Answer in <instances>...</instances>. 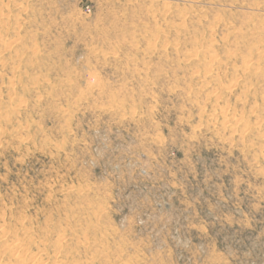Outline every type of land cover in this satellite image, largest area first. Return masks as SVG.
I'll return each mask as SVG.
<instances>
[{"label": "rangeland", "instance_id": "obj_1", "mask_svg": "<svg viewBox=\"0 0 264 264\" xmlns=\"http://www.w3.org/2000/svg\"><path fill=\"white\" fill-rule=\"evenodd\" d=\"M0 264H264V0H0Z\"/></svg>", "mask_w": 264, "mask_h": 264}, {"label": "crops", "instance_id": "obj_2", "mask_svg": "<svg viewBox=\"0 0 264 264\" xmlns=\"http://www.w3.org/2000/svg\"><path fill=\"white\" fill-rule=\"evenodd\" d=\"M162 175H164V174H162ZM164 177H167V176H165L164 175ZM116 187H117V185H116ZM148 187H150V189L153 191V189H154V191L156 192H159V190H163L164 188H166V189H168V191L170 192V194H175L176 192H175V190H173V186L167 181V180H164V183L163 184H160V185H155V186H148ZM164 187V188H163ZM173 194V195H174ZM187 194V193H186ZM172 195V196H173ZM183 197V196H182ZM195 198L193 197V196H190V194L188 195V196H185V197H183V200L181 201V204H182V206L184 207V208H188V207H190L191 205L190 204H192V200H194ZM170 200L172 201V198L170 197ZM195 201V200H194ZM142 202L146 205V207H148V204H149V201L147 200V199H145V198H143V200H142ZM194 203V202H193ZM145 205H142V209L140 208V206H139V204H138V209L141 211V212H144L145 210H146V207H145ZM171 206H173V203L172 204H170ZM170 205H168V208L170 207ZM182 206H180V207H182ZM140 212V213H141ZM142 215V214H141Z\"/></svg>", "mask_w": 264, "mask_h": 264}]
</instances>
